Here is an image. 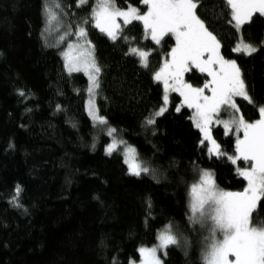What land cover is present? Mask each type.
<instances>
[{"label":"trees","instance_id":"1","mask_svg":"<svg viewBox=\"0 0 264 264\" xmlns=\"http://www.w3.org/2000/svg\"><path fill=\"white\" fill-rule=\"evenodd\" d=\"M59 2V22L45 32V0H0V264H130L169 225L181 244L160 253L162 264H202L206 241L199 224L188 219L189 189L207 170L220 188L242 191L246 181L236 168L246 165L208 152L190 118L193 110L178 94L169 95L167 111L154 124H145L164 106L153 74L174 46L171 36L157 46L133 21L121 24L123 32L113 41L83 24L91 19L95 0L79 7L78 0ZM116 4L147 11L141 0ZM199 5L198 15L221 42V55L240 68L253 103L241 97L235 102L245 119L254 121L264 106V16L254 14L238 34L221 0ZM77 26L87 30L101 68L96 105L105 126L116 129L112 137L98 136L86 114V78L63 66L62 52L76 37L62 43L59 38ZM241 35L258 51L234 52ZM130 47L151 53L148 68L128 54ZM185 79L203 86L207 77L193 71ZM210 129L221 150L233 154L236 138L222 125ZM112 138L135 148L149 172L129 175L119 150L106 154ZM252 215L254 222L264 218V199Z\"/></svg>","mask_w":264,"mask_h":264},{"label":"snow or ice","instance_id":"2","mask_svg":"<svg viewBox=\"0 0 264 264\" xmlns=\"http://www.w3.org/2000/svg\"><path fill=\"white\" fill-rule=\"evenodd\" d=\"M87 2L78 0L77 6ZM141 3L147 6L146 12L132 5L126 10L121 9L117 7L116 0H95L91 19L86 18L83 24L91 23L113 41L123 32L118 18L123 20L124 26L139 21L143 25L144 39L150 38L157 46L166 43V36L174 38L175 45L165 53L163 64L153 74L155 81L163 83L164 106L146 117L145 124H154L156 118L167 111L169 92L178 93L183 98L182 105L193 110L190 118L202 135L201 144L207 141L208 152L217 157L227 156L234 165L238 161L244 162L246 167L236 168L237 175L246 181L242 191H226L216 184L213 173L200 171L199 180L189 189L188 219L191 224H200L209 231L205 237L207 243L202 252V264H264V218L257 217L254 222L252 215L264 199V106L258 108L259 118L251 122L240 113L236 97L249 103L253 101L236 61L221 55L220 40L198 15L199 0H141ZM221 3L225 8L224 14L230 17L228 23L238 34L242 33L245 24L252 22L254 14L264 16V0H221ZM60 9L59 0H45L42 13L45 32L54 22H59L57 10ZM73 35L75 42H69L62 52L64 67L70 75L83 71L88 77L89 116L95 124L106 125L107 121L98 115L95 106L101 68L94 57V46L87 39V30L83 26H77L74 32L69 28L60 36L58 43ZM123 38L130 43L127 36ZM232 50L251 56L258 48L246 42L241 35ZM128 54L138 57L142 67H149V51L130 47ZM193 71L206 75L203 86H194L185 79V74ZM20 94L24 95L23 92ZM176 111L179 112L180 107ZM222 112L227 113V119L221 117ZM214 122L223 126L226 135L233 131L243 134L242 137L237 136L233 154L224 153L213 138L210 125ZM115 132L114 128L107 129L109 136ZM116 150L117 141L113 139L105 151L111 155ZM123 155L129 175L140 176L149 172V168L139 160L135 148L126 146ZM20 191L17 186V196ZM180 244L181 237L171 225L166 226L157 234L155 246L139 249L140 264H161L157 253L164 250L166 254L169 246Z\"/></svg>","mask_w":264,"mask_h":264},{"label":"rangeland","instance_id":"3","mask_svg":"<svg viewBox=\"0 0 264 264\" xmlns=\"http://www.w3.org/2000/svg\"><path fill=\"white\" fill-rule=\"evenodd\" d=\"M124 10H126V9H124ZM256 14H258V13H256ZM119 24H123V20L122 19H119L118 18V21H117ZM98 30V29H97ZM99 31V30H98ZM104 34V33H103ZM106 35V34H105ZM173 38V37H172ZM75 40H76V38H75ZM75 40L74 41H71V42H75ZM173 40H174V38H173ZM174 45H175V40H174ZM67 49V45H66V47H65V49L64 50H66ZM63 50V51H64ZM95 57V56H94ZM62 62H63V66H64V59L62 58ZM64 69H65V67H64ZM65 71L68 73V71L65 69ZM73 73H80V74H82L85 78H86V80H87V89H88V86H89V81H88V77L84 74V72L83 71H80V72H73ZM157 82V81H156ZM161 86H162V89H163V96H164V88H163V83L162 82H158ZM87 89H86V97H85V111H86V114H87V116H88V118L90 119V121L92 122V124H93V126H94V128L96 129V132H97V135L98 136H100V135H106V136H109L108 134H107V129L108 128H110V127H106L105 125H98V124H95L94 123V121L92 120V118L89 116V113H88V109H87V103H88V100H89V95H88V91H87ZM96 92H97V89H96ZM172 93H175V92H169V95L170 94H172ZM175 94H178V93H175ZM206 94H209L210 95V93H206ZM179 95V94H178ZM236 98H238V97H236ZM183 99V98H182ZM163 102H164V100H163ZM95 106H96V110H97V105H96V94H95ZM97 113H98V110H97ZM98 115H99V113H98ZM213 125V127L214 126H218V124H216L215 122L212 124ZM211 125V126H212ZM229 134H232L235 138H237V136L239 135L240 137H242V133H235L234 131L233 132H231V133H229ZM113 136V135H112ZM112 136H109V137H112ZM114 138H112V140H113ZM112 140H111V142L110 143H112ZM117 141V140H116ZM120 141H117V150H119L120 151V153H121V156H122V158H123V161H124V155H123V153H124V148L126 147V146H130V145H128V144H120L119 143ZM109 143V144H110ZM108 144V145H109ZM108 145H106L105 146V148H104V151H105V149L107 148V146ZM130 147H132V146H130ZM116 150V151H117ZM115 152V151H114ZM105 153H106V151H105ZM125 163V162H124ZM126 165V164H125ZM126 167H127V165H126ZM127 170H128V167H127ZM134 176V175H133ZM199 226H200V229H201V231L204 233V236L205 237H207L208 235H209V231H208V229L206 228V227H202L200 224H199ZM206 241V240H205ZM206 243H207V241H206ZM156 244H157V241H156ZM155 244V245H156ZM154 245V246H155ZM153 247V246H152ZM149 248H151V247H149ZM164 252V250H161V251H159L158 253H157V255H158V257L160 258V260H161V264H162V259H161V257H160V253H163ZM230 259H233L232 257H230ZM140 260H141V257H140V253H139V259L137 260V261H131L130 262V264H140Z\"/></svg>","mask_w":264,"mask_h":264}]
</instances>
